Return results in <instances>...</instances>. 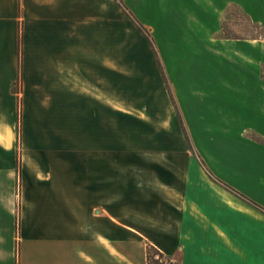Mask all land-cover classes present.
I'll use <instances>...</instances> for the list:
<instances>
[{
    "label": "crops",
    "instance_id": "crops-1",
    "mask_svg": "<svg viewBox=\"0 0 264 264\" xmlns=\"http://www.w3.org/2000/svg\"><path fill=\"white\" fill-rule=\"evenodd\" d=\"M119 4L197 36L223 35L233 14L245 25L231 35L264 31V0H0V264H147V246L163 264H264V213L232 192L264 210L263 62L213 46L220 107L197 114L193 154ZM125 78L165 90L168 141L141 145L132 127L109 148V100L123 99L109 82Z\"/></svg>",
    "mask_w": 264,
    "mask_h": 264
},
{
    "label": "rangeland",
    "instance_id": "rangeland-1",
    "mask_svg": "<svg viewBox=\"0 0 264 264\" xmlns=\"http://www.w3.org/2000/svg\"><path fill=\"white\" fill-rule=\"evenodd\" d=\"M127 11L129 13L128 15L125 13L127 22L131 23L142 37L140 40L135 36L129 39L132 45H141L145 42L143 44L149 46L158 68H161L159 70L160 73L162 72V81L171 100L176 119L177 121L180 119L179 123H182L189 141L188 144L191 147L189 150L193 153L191 140L196 139L197 114L209 111L208 109L220 107L219 101L214 100L211 95L212 80L215 76L214 64L217 60L213 53V46L217 44L225 46L235 45L236 49L243 46H252L251 61L253 63L263 62L259 66L258 74L264 81V37L230 36L231 39H227V36L221 35V33L219 36L213 37L197 36L192 31L186 30L188 23L185 21L163 19L138 21L133 19L136 21L134 22L131 18V12ZM237 19L238 16L235 14L228 15L224 21V30L222 32L228 35L240 32L245 23ZM136 23L140 25L141 29ZM148 25L149 28L147 27ZM245 31L260 32L256 29ZM259 47H262V54L256 51ZM238 55L239 53L236 56L238 57ZM226 68L227 65H221L220 77L226 75ZM123 81V84H112L109 82V96H120L123 98L119 101L109 100V148L116 141L130 140L131 137L127 131L132 127L137 128L139 135L135 140L140 142L141 145L153 140L168 141L171 138V136L169 138L167 135L169 134V120L170 118L174 119V115L165 90L162 89L161 92L152 90L146 84L139 85L136 82H133V84L131 79L125 78ZM156 87H158V84ZM202 92H205L209 98L204 100ZM116 109L125 110L134 116H139V123L132 125L129 120L117 115L115 113L117 112L115 111ZM170 113L172 114L171 117L169 116ZM185 120L187 121V126H185ZM166 128L168 131H166ZM111 156H115V154H109V159H111ZM153 156H157V162H164V160L160 159L163 157L162 155ZM140 158L141 160L147 159L146 155H140ZM140 167V171L144 172L143 168H146V166L141 165ZM16 194L18 197L19 188Z\"/></svg>",
    "mask_w": 264,
    "mask_h": 264
},
{
    "label": "trees",
    "instance_id": "trees-1",
    "mask_svg": "<svg viewBox=\"0 0 264 264\" xmlns=\"http://www.w3.org/2000/svg\"><path fill=\"white\" fill-rule=\"evenodd\" d=\"M118 1V0H117ZM120 7L125 11V13L128 15L129 13L127 12V10L125 9V7L122 5V4H119ZM132 21L136 22L135 20L132 19ZM136 25H138V27L141 29L140 25L136 23ZM248 26V29L247 30H250V29H256V30H259L260 32H255V33H252V32H249L251 33V35H247V36H259V37H264V35H261L262 33H264L263 29L257 25V24H254L250 21L247 22L246 24ZM222 28L224 29V23L222 24ZM262 31V32H261ZM224 33V32H223ZM224 36H227V39H231L230 36H233V35H228V34H223ZM159 69L161 70V68L159 67ZM162 73V72H161ZM162 75V74H161ZM164 78V77H163ZM18 82V81H17ZM180 121V119H179ZM181 123V122H180ZM182 125V123H181ZM182 130H183V133L185 134V130L184 128L182 127ZM185 137L187 139V136L185 134ZM187 142L189 143L188 139H187ZM232 191V190H231ZM237 197L241 198L242 200H244L245 202L249 203L252 207L258 209L259 211L263 212L264 213V210L262 208H260L258 205L254 204L253 202L249 201L248 199H246L245 197L241 196L240 194H238L237 192L235 191H232ZM146 260H147V264H163V260H164V257L163 255L157 250L155 249L154 247L152 246H147L146 248Z\"/></svg>",
    "mask_w": 264,
    "mask_h": 264
},
{
    "label": "built area",
    "instance_id": "built-area-1",
    "mask_svg": "<svg viewBox=\"0 0 264 264\" xmlns=\"http://www.w3.org/2000/svg\"><path fill=\"white\" fill-rule=\"evenodd\" d=\"M19 83V82H18ZM18 83H17V85H18Z\"/></svg>",
    "mask_w": 264,
    "mask_h": 264
}]
</instances>
